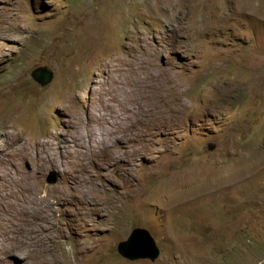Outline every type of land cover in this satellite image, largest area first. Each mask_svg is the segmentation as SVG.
I'll return each instance as SVG.
<instances>
[{"label":"rangeland","instance_id":"374dc122","mask_svg":"<svg viewBox=\"0 0 264 264\" xmlns=\"http://www.w3.org/2000/svg\"><path fill=\"white\" fill-rule=\"evenodd\" d=\"M0 264H264V0H0Z\"/></svg>","mask_w":264,"mask_h":264},{"label":"water","instance_id":"95a60500","mask_svg":"<svg viewBox=\"0 0 264 264\" xmlns=\"http://www.w3.org/2000/svg\"><path fill=\"white\" fill-rule=\"evenodd\" d=\"M31 77L40 85H45L51 80L52 73L45 67L39 66L31 71ZM213 148V144L209 145V149ZM47 180L54 181L55 177L52 176ZM116 248L119 255L128 260L148 259L154 261L160 253L149 230L140 226L133 227L128 236L117 243Z\"/></svg>","mask_w":264,"mask_h":264},{"label":"bare ground","instance_id":"6f19581e","mask_svg":"<svg viewBox=\"0 0 264 264\" xmlns=\"http://www.w3.org/2000/svg\"><path fill=\"white\" fill-rule=\"evenodd\" d=\"M14 136V138H16V139H19L20 137H19V134H16V135H13ZM23 146V145H22ZM81 151V150H80ZM82 151H84V150H82ZM85 153V152H84ZM53 154H54V152H50V153H46V155L45 156H43V158H46L47 160H50V159H52L53 158ZM12 182L14 183V185L15 186H17V189H19L20 188V183L22 182V185H21V189H22V191H27V186H26V183H27V181H25V180H22L21 181V179L20 178H14V177H12ZM13 187V186H12ZM11 188V187H10ZM13 188H15V187H13ZM30 189V188H29ZM22 196V195H21ZM17 197V196H16ZM18 197H20V196H18ZM23 197H25V196H23ZM22 197V198H23ZM87 200V199H86ZM33 203V201H31L29 198H25V200L23 199H16L12 204L11 203H7V205L9 206V208H7V209H4L5 210V212H4V215H8L9 217L11 216V214L13 213V211H14V209H24L27 205H30V204H32ZM43 202H38V204L36 203L33 207H32V210L34 211V214H33V217H34V215L36 214V213H39V212H41V210L43 209V208H41L42 206H41V204H42ZM44 205V204H43Z\"/></svg>","mask_w":264,"mask_h":264}]
</instances>
